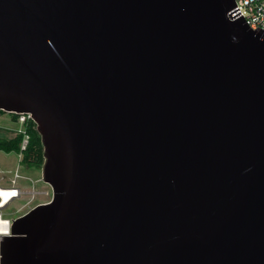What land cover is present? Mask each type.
<instances>
[{
  "label": "water",
  "instance_id": "1",
  "mask_svg": "<svg viewBox=\"0 0 264 264\" xmlns=\"http://www.w3.org/2000/svg\"><path fill=\"white\" fill-rule=\"evenodd\" d=\"M0 109L52 187L0 264H264V29L235 0H0Z\"/></svg>",
  "mask_w": 264,
  "mask_h": 264
},
{
  "label": "rangeland",
  "instance_id": "2",
  "mask_svg": "<svg viewBox=\"0 0 264 264\" xmlns=\"http://www.w3.org/2000/svg\"><path fill=\"white\" fill-rule=\"evenodd\" d=\"M0 125L4 124L6 127L0 128L1 136L11 137L15 135L14 128L18 127V124L9 119V114L4 112L0 115ZM42 166V165H41ZM41 166L30 164L26 165L21 161L17 155V152L13 150L6 151L0 149V184L8 185L11 183V177L15 173L16 167L20 173L26 175L25 177H17L15 183L25 189H37L40 192L31 191L24 192L21 196L12 199L5 207L3 212L9 217L16 216L19 213L27 210L30 206L38 201L47 200L52 195V187L50 183L42 178Z\"/></svg>",
  "mask_w": 264,
  "mask_h": 264
},
{
  "label": "built area",
  "instance_id": "3",
  "mask_svg": "<svg viewBox=\"0 0 264 264\" xmlns=\"http://www.w3.org/2000/svg\"><path fill=\"white\" fill-rule=\"evenodd\" d=\"M238 8L243 14L245 20L248 25L255 29L258 26L264 29V0H235ZM9 114V119L16 124H18L17 128H14V133L22 134V141L20 143V149L17 152L19 159H22V151L26 147L30 133H29V125L33 120L32 115L29 112H15V111H4ZM3 112V113H4ZM3 113H0L2 115ZM15 114L16 117L13 118ZM1 118V117H0ZM1 126H4L2 124ZM5 127V126H4ZM25 177L26 175L19 172L18 167L15 169L14 175L11 177V183L8 185L0 184V237L2 234H8L11 232V222L12 217L5 215L3 212V207H5L12 199L21 196L24 192L31 191L40 192L41 190L37 189H25L15 183L17 177Z\"/></svg>",
  "mask_w": 264,
  "mask_h": 264
},
{
  "label": "trees",
  "instance_id": "4",
  "mask_svg": "<svg viewBox=\"0 0 264 264\" xmlns=\"http://www.w3.org/2000/svg\"><path fill=\"white\" fill-rule=\"evenodd\" d=\"M3 112L4 110L0 109V113ZM12 115L13 118L16 117L15 114ZM2 127L3 126L0 125V128ZM29 133H30L29 141L26 147L22 151L21 161H23L24 164L26 165L35 164L41 166L44 160L43 147H42L40 135L36 129V124L34 121H32L29 125ZM21 141H22L21 133H16L11 137L0 135V149H4L6 151L13 150L16 152L20 149Z\"/></svg>",
  "mask_w": 264,
  "mask_h": 264
}]
</instances>
